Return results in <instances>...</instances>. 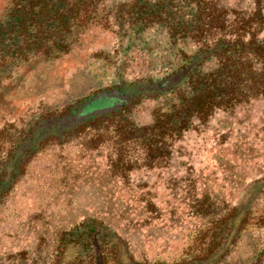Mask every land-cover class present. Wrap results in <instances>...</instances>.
Here are the masks:
<instances>
[{
	"label": "rangeland",
	"instance_id": "374dc122",
	"mask_svg": "<svg viewBox=\"0 0 264 264\" xmlns=\"http://www.w3.org/2000/svg\"><path fill=\"white\" fill-rule=\"evenodd\" d=\"M252 1L215 3L234 24L246 19ZM260 4L264 19V0ZM249 32L264 39V21ZM115 46L104 30L86 33L67 55L25 75L8 97L9 113L0 115V264H49L58 231L86 217L114 228L138 261L177 262L199 250L195 238L214 216L236 206L249 182L264 179L263 100L193 123L167 157L153 162L138 142L116 144L111 123L58 131V123L91 100L119 88L120 96L141 98L169 75L161 49L152 57L139 51L123 56ZM154 104L134 105L129 120L148 123ZM46 135L51 138L38 146ZM250 212V223L218 264H264V218L257 220L264 201Z\"/></svg>",
	"mask_w": 264,
	"mask_h": 264
},
{
	"label": "trees",
	"instance_id": "16d2710c",
	"mask_svg": "<svg viewBox=\"0 0 264 264\" xmlns=\"http://www.w3.org/2000/svg\"><path fill=\"white\" fill-rule=\"evenodd\" d=\"M260 1L253 0L246 19L233 24L216 0H4L0 7V115L9 113L7 99L25 75L67 55L80 45L84 34L104 30L114 38L117 54L139 51L152 57L161 49L162 65L170 73L151 84L149 95L128 97L127 103L108 101L117 91L91 100L89 108L97 110L75 122H60L56 129L66 127L68 135L111 123L116 144L138 142L144 159L158 161L169 155L171 143L181 140L193 123L203 125L217 112L233 114L242 106L264 101V39L248 33L264 21ZM224 29L228 35L211 41L205 38L210 31ZM206 63L212 65L204 68ZM188 65L179 81L163 82ZM147 99L155 102L150 121L134 124L129 111ZM42 129H31L30 134ZM50 138L41 137L37 145ZM260 200L264 201V179L249 182L236 206L212 218L209 228L195 238L199 247L195 254L169 264H218L250 223V211ZM49 264L164 263L134 259L114 228L86 217L58 231Z\"/></svg>",
	"mask_w": 264,
	"mask_h": 264
},
{
	"label": "water",
	"instance_id": "95a60500",
	"mask_svg": "<svg viewBox=\"0 0 264 264\" xmlns=\"http://www.w3.org/2000/svg\"><path fill=\"white\" fill-rule=\"evenodd\" d=\"M190 68V65L186 66L182 71H180L177 75L171 77L169 80L163 81L167 85L169 83H175L176 81H179L181 78H183ZM97 110L96 108H89V103L85 106V108H81L76 112L74 117L71 118V121L75 122L80 120L82 117L86 116V114L92 113L93 111Z\"/></svg>",
	"mask_w": 264,
	"mask_h": 264
},
{
	"label": "flooded vegetation",
	"instance_id": "af4514ba",
	"mask_svg": "<svg viewBox=\"0 0 264 264\" xmlns=\"http://www.w3.org/2000/svg\"><path fill=\"white\" fill-rule=\"evenodd\" d=\"M120 93H121V91H120ZM123 99H124V101H123ZM104 101V100H103ZM108 101L109 102H115V103H117L118 105L121 103V102H123V103H127V97L126 96H120V94H119V92L117 91L116 92V95H115V97H111V98H109L108 99ZM81 109V108H80ZM79 109V110H80ZM83 118V117H82ZM81 118V119H82Z\"/></svg>",
	"mask_w": 264,
	"mask_h": 264
}]
</instances>
